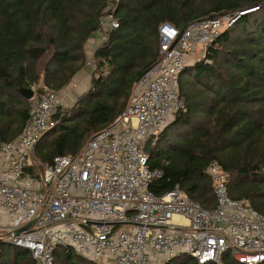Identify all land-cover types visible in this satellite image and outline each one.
<instances>
[{
    "label": "trees",
    "instance_id": "1",
    "mask_svg": "<svg viewBox=\"0 0 264 264\" xmlns=\"http://www.w3.org/2000/svg\"><path fill=\"white\" fill-rule=\"evenodd\" d=\"M251 5L258 8L184 66L179 90L186 109L158 134L148 163L163 171L150 184L153 193L178 184L210 208L215 197L206 169L217 159L230 173L229 195L248 198L264 214V0H0V142L14 138L28 118L19 88L41 82L61 89L85 68V42L105 9L118 25L93 52L97 72L86 90L38 139L34 155L42 162L76 153L121 112L137 77L157 62L162 23L181 29ZM52 255L54 264H98L60 247ZM189 260L197 264L186 254L164 264ZM0 264L36 263L27 250L0 242ZM224 264L243 263L226 255Z\"/></svg>",
    "mask_w": 264,
    "mask_h": 264
},
{
    "label": "built area",
    "instance_id": "2",
    "mask_svg": "<svg viewBox=\"0 0 264 264\" xmlns=\"http://www.w3.org/2000/svg\"><path fill=\"white\" fill-rule=\"evenodd\" d=\"M256 8L202 17L181 29L162 23L157 62L134 83L121 112L74 154L37 161L38 139L63 113V87L32 97L20 132L0 142V230L7 232L5 242L27 250L36 264H54L55 247L98 264H164L180 254L197 264H224L226 255L243 264L264 262V214L248 198L229 195L230 173L217 159L206 169L215 197L214 206L207 208L178 184L153 193L150 184L163 171L149 167L144 151L146 139L157 137L186 109L179 90L186 63ZM117 25L112 11L105 9L92 33L98 46ZM95 48L84 62L89 81L97 72Z\"/></svg>",
    "mask_w": 264,
    "mask_h": 264
},
{
    "label": "rangeland",
    "instance_id": "3",
    "mask_svg": "<svg viewBox=\"0 0 264 264\" xmlns=\"http://www.w3.org/2000/svg\"><path fill=\"white\" fill-rule=\"evenodd\" d=\"M254 6H256V5L246 6V7L242 8L241 10L246 9V8H250V7H254ZM92 37L95 38V42H99V40H98V38H97V36L95 34H92ZM203 55H204V53L202 51H200V55L198 54V56H196L193 59H191L190 61H188V63H193V62H195L197 60L202 59ZM89 58H90L89 53H86L85 52V54H84V59H85L84 62L87 59H89ZM71 79H72L71 81H73V80L75 81V79H73V78H71ZM30 88L33 91L32 97L36 96L38 93H40L41 91H43L45 89H52V88H49V87H46V86H42L41 85V82H39L37 85H34V86L30 87ZM57 90H59V89H57ZM76 90L77 91H80V90L81 91H84V84H83V82L77 81ZM32 97L30 99H28V108H29V106H30V104L32 102ZM74 101H75V99H65V100H63V103H62V106H61V109H62L63 113H65L67 110H69V108L72 106V104L74 103ZM173 120H174V118L172 120H170L167 123V125L162 130H164L169 124H171L173 122ZM52 136L53 135H51L50 137H52ZM50 137L48 139H50ZM35 158L37 159V161H39V163L42 162L41 160H39V156L36 155ZM37 167L40 168V164H38ZM6 235H7V232H6L5 229L0 230V242L6 243L5 242ZM188 264H192V260H189V263Z\"/></svg>",
    "mask_w": 264,
    "mask_h": 264
},
{
    "label": "crops",
    "instance_id": "4",
    "mask_svg": "<svg viewBox=\"0 0 264 264\" xmlns=\"http://www.w3.org/2000/svg\"><path fill=\"white\" fill-rule=\"evenodd\" d=\"M99 44V42H95V38L92 37V34L89 36V38L86 40L85 42V51L86 53H89L93 48L97 47ZM75 79V81L73 80V82L75 83L74 87H71L69 85V82L63 86V88L61 89L62 95H63V100L65 99H75L76 96L81 93L80 91L76 90L77 87V81H81L84 84V90H86V88L88 87V82L89 79L87 77V71L85 68L81 69L73 78ZM72 80V79H71ZM70 80V81H71Z\"/></svg>",
    "mask_w": 264,
    "mask_h": 264
},
{
    "label": "water",
    "instance_id": "5",
    "mask_svg": "<svg viewBox=\"0 0 264 264\" xmlns=\"http://www.w3.org/2000/svg\"><path fill=\"white\" fill-rule=\"evenodd\" d=\"M251 8V7H250ZM249 9V8H247ZM148 71V69H146L145 71H143L136 79V82ZM18 92L25 98V99H30L33 95V91L31 89H28V88H19L18 89ZM156 139V136L155 135H150L145 143H144V151L149 154L150 152V149L152 147V144L154 142V140ZM29 223L25 226H23L22 228L14 231L15 233L19 232L21 229H24L26 226H28Z\"/></svg>",
    "mask_w": 264,
    "mask_h": 264
}]
</instances>
